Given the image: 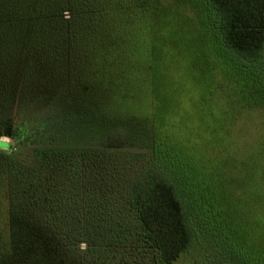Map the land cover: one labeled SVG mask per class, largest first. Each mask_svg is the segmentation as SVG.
Wrapping results in <instances>:
<instances>
[{
  "label": "trees",
  "instance_id": "obj_1",
  "mask_svg": "<svg viewBox=\"0 0 264 264\" xmlns=\"http://www.w3.org/2000/svg\"><path fill=\"white\" fill-rule=\"evenodd\" d=\"M159 19L216 60L222 73L211 70L210 88L220 87L221 96L235 90L260 111L256 162L264 169V0H0V138L34 151L33 161L15 162L9 171L3 164L0 179L12 186L4 190L8 204L0 198V264H58L62 249L55 247L81 242L89 246L88 260L103 258L123 242L124 210L137 215L157 264H175L192 247L197 225L236 257L250 246L224 210L226 200L239 202L245 192L229 174L235 164L226 152H186L172 132L163 133L172 125L155 112L153 93L152 101L145 94V77L157 71L151 53L162 36ZM141 94L148 97L146 123L156 122L150 142L165 165L156 168L146 153L130 152L108 177L98 170L90 184L86 162L101 164L103 157L67 148H124L125 129L113 127L128 124L140 136L132 122L143 121L133 104ZM16 106L26 116L21 125ZM57 163L67 175L59 184L43 171ZM259 256L256 263L264 264Z\"/></svg>",
  "mask_w": 264,
  "mask_h": 264
},
{
  "label": "rangeland",
  "instance_id": "obj_2",
  "mask_svg": "<svg viewBox=\"0 0 264 264\" xmlns=\"http://www.w3.org/2000/svg\"><path fill=\"white\" fill-rule=\"evenodd\" d=\"M160 19L162 33H158L162 36H158V41L156 39L152 41L155 42L154 45L156 44L155 49L151 44L152 52L155 51L151 55L157 56V71L156 75L145 77V94L151 101L153 99L152 103L157 115L160 113L164 121L167 120L174 127L171 126L172 130H170V125L165 124L163 133L172 132L173 139L181 146H185L186 152L200 150L206 152L207 155L210 150V153L212 151L226 152L230 163L235 164L229 174L237 176L235 183L245 189V192L242 195L240 191L241 194L237 195L241 196L239 202L235 198L226 200L224 210L228 223L240 228L238 234L240 240L250 244L243 249L244 253L236 257L230 249H226L224 246L220 247L211 232L203 228L202 225L198 226L194 220L197 226L192 247L175 264H257L253 255L261 254L264 259V169H258L256 162L259 158L258 154L262 152L260 144L257 146L260 141L258 140L260 133L256 125L262 114L257 108L248 106H252V102L241 101L235 90L225 89L221 96L222 89L220 87L217 88L214 84V88H210L211 85L208 84V81L212 79L211 70L217 76L222 73V70L216 65V60L212 57L209 59L200 42L181 41L175 32L174 24L161 22ZM260 60L262 63L264 62V51ZM208 61L211 64L209 68ZM150 92L153 93L152 99ZM213 94L215 97L218 95L220 100L213 99ZM146 95L141 94L138 101L133 103L136 104L137 113L143 118V121L139 122L132 119L134 120L132 124H135V127L140 131V136L135 137L128 124L113 127V130L125 129L124 135L127 136L128 143L124 148L102 149L93 145H75V147L67 148L69 151L78 152V156L80 153L87 152L92 153V157L95 159L98 156L103 157L101 164L92 161L86 162L91 166L90 177L87 180L90 184L95 185L98 180V170L103 171V175L108 177L111 174L109 170L113 169L111 168L113 163L123 161L130 152L146 153L156 168L165 165L158 160L155 145L150 142L155 136L154 124L156 122L152 124V120H150L146 123L148 116L146 113H149ZM14 108L15 125H21L26 116L19 112L18 106ZM237 121L239 122L235 125ZM137 123L139 124L137 125ZM210 127L215 131L212 132ZM228 130L234 132L231 138H229ZM216 137H219L220 140ZM0 140L11 144L10 154L0 150V176L2 168L4 169V162L5 165L7 163L9 171L15 162L33 161V147L23 146L7 135H3ZM157 142L160 144L159 140ZM113 151L115 154L108 153ZM246 156L247 158H245ZM242 158H245L246 161ZM261 162L264 165V161ZM86 163H82L81 166L86 167ZM65 170L62 165L57 163L43 171H49L46 172L47 178L45 179H52L53 182L59 184L60 178L63 181L67 178ZM222 172L216 170L217 176ZM132 173L134 172L132 171ZM246 174H248V178L244 182L243 175ZM100 181L101 184L106 183L101 179ZM0 183L4 185L3 189L0 184V198L3 196V200L8 204L9 199L8 196L5 197L4 190L6 188L10 190L12 186L10 178L2 177ZM120 217L124 224L122 228L123 242L108 249L105 257L94 261L88 260L85 257L89 248L86 242L70 247L59 244L60 248L55 247L62 249L60 256L57 257L58 264H157L156 251L142 239L143 230L137 215L130 210H124ZM49 253L51 252L49 251ZM248 253L251 254V258L246 256Z\"/></svg>",
  "mask_w": 264,
  "mask_h": 264
},
{
  "label": "clouds",
  "instance_id": "obj_3",
  "mask_svg": "<svg viewBox=\"0 0 264 264\" xmlns=\"http://www.w3.org/2000/svg\"><path fill=\"white\" fill-rule=\"evenodd\" d=\"M0 150L6 151L9 154L11 153V147H10V145L7 144V143H4L3 140H0ZM82 247H84V245H82Z\"/></svg>",
  "mask_w": 264,
  "mask_h": 264
}]
</instances>
